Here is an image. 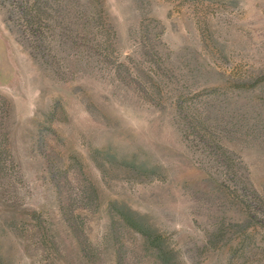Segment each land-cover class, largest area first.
I'll use <instances>...</instances> for the list:
<instances>
[{
	"label": "rangeland",
	"instance_id": "1",
	"mask_svg": "<svg viewBox=\"0 0 264 264\" xmlns=\"http://www.w3.org/2000/svg\"><path fill=\"white\" fill-rule=\"evenodd\" d=\"M0 264H264V0H0Z\"/></svg>",
	"mask_w": 264,
	"mask_h": 264
}]
</instances>
